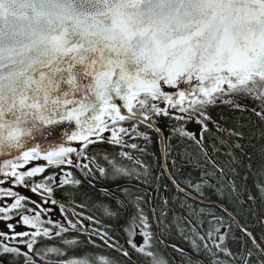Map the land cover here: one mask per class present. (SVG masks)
<instances>
[{
    "label": "snow or ice",
    "instance_id": "1",
    "mask_svg": "<svg viewBox=\"0 0 264 264\" xmlns=\"http://www.w3.org/2000/svg\"><path fill=\"white\" fill-rule=\"evenodd\" d=\"M193 81L195 87L191 86ZM181 83L189 87L175 96L162 87L175 89ZM238 96L257 101L253 111L264 122V0H0V223L8 229H0V257L22 258V264H114L103 255L65 258L67 249L81 243L78 237L69 239L65 234L83 233L87 226L79 219L82 213L72 209V216L77 217L74 221L68 216V206L54 198L56 189L81 184L61 166L94 177L89 164L81 163L89 160L101 176L148 183V166L129 152L117 155L135 160L139 167L129 169L105 153L109 165L105 168L88 152L91 145L102 142L145 152L146 147L129 144L125 137L147 142L148 132L141 131L140 126L159 132L154 121L161 115L177 121L195 119L201 125L199 137L183 126L173 130L195 141L207 158L200 181L189 180V186L203 196L210 183L208 175L218 172L239 198L235 181L228 180L224 168L204 145L205 133L211 131L207 108L219 101L236 109L246 108L236 100ZM117 98L123 105L116 102ZM65 121L74 122L76 130L64 133L63 139L78 142V146L60 143L43 147L29 142L42 128ZM122 122L130 123L125 127ZM229 135L242 137L241 133ZM165 151L170 152L168 145ZM228 155L231 159L226 164L235 172L232 165L237 159L232 153ZM40 159L47 164L28 167ZM208 164L216 172L209 173ZM47 167L60 170L43 175ZM260 171L264 173V164ZM38 174L41 179L37 181ZM175 186L187 199L192 198L187 189ZM19 187L40 199L20 193ZM258 190L264 199V184H259ZM123 192L136 207L127 229L128 244L150 258V264H167L152 250L153 233L142 207L144 197L127 187ZM249 199L255 197L250 195ZM117 202L124 204L119 199ZM56 205L64 222L45 218L53 214L52 206ZM203 212L193 210L191 214ZM105 214L118 215L107 206ZM209 215L204 234L195 225L191 235L183 229L181 232L196 251L203 242L212 264H230L220 256L233 255L224 246L227 233L221 230L225 219L215 213ZM87 219L95 223L92 217ZM20 226L29 230L16 231ZM241 230L258 249L257 264H264V246L247 228L241 226ZM137 235L143 237L142 244L136 243ZM93 236L130 257L107 231L93 229L89 233V242L95 244ZM57 238L64 247L44 244ZM252 255L247 250L242 264H250Z\"/></svg>",
    "mask_w": 264,
    "mask_h": 264
},
{
    "label": "trees",
    "instance_id": "2",
    "mask_svg": "<svg viewBox=\"0 0 264 264\" xmlns=\"http://www.w3.org/2000/svg\"><path fill=\"white\" fill-rule=\"evenodd\" d=\"M236 100L242 105L257 107V104L250 97L238 96ZM227 107L228 106L222 102L217 106L210 105L207 108V114L211 116L216 123L212 124L211 121L208 122L211 131L205 133V142L209 147L213 148L214 151H217V149L219 150L217 152L220 156V160L227 167L226 174L235 181L236 188L239 192V198L228 188L229 186L226 183L222 186L225 196L221 202L217 203L228 207L230 212L240 222L241 226L254 233L258 240H260L259 238L264 240V223L261 216V212L264 211V199L261 198V193L258 190V185L264 184V173L260 171L262 164H264V122H261L255 113L251 111L244 109L228 110ZM154 122L162 132L173 134L175 133L172 130L184 126L185 123V121H177L173 117L163 115L155 117ZM129 123L130 122H126L125 127H128ZM140 130L148 132L149 140L145 142L143 138L134 139L135 143L142 148L146 147L145 152L136 150L135 157L148 166L150 170L148 183H142L134 178L129 179L127 177H104L100 175L99 171L96 170L93 165L91 168L95 174L94 177L86 178L91 183L96 184L95 188L84 184L75 188H66L65 185L62 187V191H60V193L58 191L57 195L54 196V198L61 203L71 206L77 213H82L79 219L83 220L85 226H94L96 229L107 231L109 236L129 251L130 257H124L116 249L103 245L102 241L96 236L92 237V239L95 240V244L90 243L89 233L91 230H89L83 233L70 232L65 234L69 239L78 237L81 241L78 246L67 249L65 258L72 256L83 257L85 255H103L113 261L114 264H150V258H146L137 253L128 244L130 236L127 229L130 226L132 217L136 213V207L134 201L129 200L123 192V188L127 187L134 194L138 193L144 197L142 207L145 212L150 209V204L152 203L153 209L159 214L157 218H149L151 231L153 233L152 250L158 257H162L167 264H182L181 256L177 249L159 246V242L164 241L167 238L166 235L172 232V229L168 228L166 225L165 216H162L161 213L165 210L168 212L188 210L189 207L184 206L186 203L184 197L174 190L167 179L165 180L160 165L159 141L156 132L144 125L140 126ZM229 133H241L242 137H237L235 135L230 136ZM171 141L170 143L166 141L165 145L172 148L173 154L175 156H186L184 152H181V149L189 147L186 142L183 140H174L173 138ZM236 144H239L240 147H235ZM93 148V157H95L96 163L98 164L99 154L103 155L105 152L113 150L106 144H96ZM228 153H232L237 159V162L232 165V167L235 168V172L226 164V162L231 159ZM183 158L187 159V157ZM120 164L127 168L129 167L128 162L126 164L123 160ZM249 165H251V167H249ZM137 167L139 166L136 164L135 168ZM209 168L211 172L214 171L212 167ZM43 175H49V170H46ZM157 177H159V179H157ZM35 179L37 181L40 180L41 175L38 174ZM113 180H116L119 182L120 186H122L118 193L115 194L114 191L111 190L109 193L106 191H99L102 190L104 186V188H107L106 185H113ZM18 189L20 193L26 196L39 197L27 188L19 187ZM112 193H114V195ZM250 193L251 196L255 197V200L249 199ZM164 198H167V204L164 203ZM118 199L124 201V204L119 205L117 202ZM105 206L117 212L118 215L111 217L106 215ZM29 207H32V205H29ZM196 207H199L197 203ZM200 209L202 208H199V210ZM203 210L211 211L217 216H223L225 219L226 226L221 230L227 233L224 246L233 255L230 257L221 253V259L230 261V264H242L241 257L247 250H251L253 255L250 264H257V257L259 255L258 250L250 239H246L242 230L235 224L230 216L223 213L221 208L216 206L206 207ZM27 214L30 216L32 215L31 212ZM87 217H92L95 223L89 221ZM45 218L64 222V217L60 209H55L50 217ZM70 218L74 221L76 220L75 217ZM209 220H211L210 215L206 218L196 219V223L198 226L204 224L208 226L207 222ZM169 221L178 224L180 221L185 222V219L182 216H175L174 219H170ZM228 224L231 225L230 229L227 227ZM261 229H263L262 234ZM26 230H29L28 226L16 228V231ZM198 230L205 232L202 228H198ZM44 244L64 247L59 243L58 238L52 241L46 240ZM52 259H56V257H52ZM0 261L4 264H22V258L16 259L11 255L0 257ZM189 264H212V257L204 250V247H200L199 251H196V263L191 261Z\"/></svg>",
    "mask_w": 264,
    "mask_h": 264
},
{
    "label": "flooded vegetation",
    "instance_id": "3",
    "mask_svg": "<svg viewBox=\"0 0 264 264\" xmlns=\"http://www.w3.org/2000/svg\"><path fill=\"white\" fill-rule=\"evenodd\" d=\"M254 102L257 104V101H254ZM123 103L124 102L122 101L121 104L123 105ZM219 103H222V101L217 102V104H215V105L217 106V105H219ZM225 105L228 106L227 107L228 110H242V109H236V108H234L228 104H225ZM211 106H214V105H211ZM254 108L255 107L246 106V108H244V110H248V111L255 113L253 111ZM122 123H124V126L126 125V122H122ZM211 123L212 124L216 123L212 119V117H211ZM185 126H186V122H185L183 127H185ZM200 129L201 128H199L195 132V135L197 137H199V135H200ZM162 133H163L164 138L167 141V143L172 142L171 140L173 138L174 140H183L189 146V147H186L184 149H181V152H184L186 154V156H184V155H181V156L176 155L175 156L173 154L171 147H170V152L165 153L166 168H167V171L170 174L173 182L164 173V169L162 167L161 154H160V161H161L160 165H161V169L164 173L165 180L167 179L170 182V184L173 186V188L180 195H182L184 197V200L187 203V205H190L191 207L188 210H181L178 212H174V211L168 212L167 210H165L164 212L161 213L162 216H165L164 218L166 219V225L168 228L172 229V232L170 234L166 235L167 238L164 241L159 242V246L164 247V248H169V249H177L178 251H179V249H182L183 251H179V255L181 256V263L182 264H189L191 261L196 263V250H194L191 242L189 240L185 239V236L182 234L181 229H183L189 235H191V228L193 225H195L197 227V229L202 228L203 230L206 231L208 226L205 224L202 226H198L196 223V219L206 218L207 216H209V213H212V212L204 210V212L201 213L199 216H197L195 214H191L193 212V210H195V212L199 213L200 212L199 208L205 209L206 207L216 206V207L221 208L223 213L228 214L227 211H230L228 209V207L221 205V204H220L221 206L214 205V203L221 202L223 200L225 193L222 190V186H223V184H226V183L228 184V182H227V180L224 179V177L220 176L219 173L216 172V170L214 169L213 172H216V175H211V174L208 175L207 179L209 180L210 183L208 186H206L204 188V195L199 196L193 190V188H191L189 186V180H191L193 183H196V182H199L201 179L202 172L205 170L203 168V166L205 165L204 163H206V159H207L204 155L203 150L201 149L200 146H198L195 143V141L189 140L187 137H181L177 134H173V133H169V132H162ZM104 135L110 136V133H105ZM205 137H206V135H205ZM125 139L128 141L129 144L135 143V141H134L135 138L130 139L129 137L126 136ZM66 144H68L69 146H73V147L78 146V142H67ZM97 144H106L108 147L112 148L113 150L110 152H105V153H107L110 157H115V159L119 163H121L122 160L126 164L128 162V164H129L128 168L129 169L135 168V166H136L135 160H128L127 158H121L117 154L120 151H126L135 157V153H136L135 151L136 150L131 149V148L120 149L118 146H114V145L109 144L107 142H102V143H97ZM94 145H96V144H94ZM94 145L90 146V150L88 152V155L91 157H93V150H94L93 146ZM204 145L207 148V151L211 155L212 159H215L217 161V163H219L224 168V171L226 174L227 167L220 160V156H219L218 152L214 151L213 148L209 147L208 144H206L205 140H204ZM72 156H73V158H75V154H72ZM98 156H99V164L101 166H104L105 168H109L108 163L104 160V154L103 155L99 154ZM183 157H187V159H185ZM173 159L175 160V164H173ZM81 163H88L90 167L93 166V164L89 160H81ZM46 164H47V162L44 163L42 166H44ZM61 167L66 168L67 171L72 172V174L75 178L80 179L81 180L80 185L84 184V185L91 186V187L95 188L96 184L91 183L80 172L79 169L72 168L70 166H61ZM209 167H211L210 164H208L206 170L209 173H212L210 171ZM46 170H49V175H51L53 173L58 172L60 169L54 168V167H47ZM226 176H227L228 180H233L228 174H226ZM59 178L62 179L63 176H61ZM112 182H113V185H106L107 188H104L105 186L103 185L104 186L103 189L99 190V191H101V192L106 191L109 193V191L111 190V191H114L115 194L118 193L121 190L122 186H120L119 182H117L116 180H113ZM176 184H178L180 188L187 189V192L191 193L192 197H195V198L197 197L201 201L206 202V203H210V204H204V203L197 202L193 198L187 199L186 193H182V192L178 191L177 187L175 186ZM80 185L68 184V185H66V188L67 187L75 188V187L80 186ZM228 188L231 189L230 187H228ZM58 191L60 193V191H62V188L56 189V191L54 192V196L57 195ZM114 193H112V194L114 195ZM250 195H251V193H250ZM31 198L33 200H39L40 199V197H38V198L31 197ZM196 203L199 205V207H196ZM52 207H54L55 209H59L58 205L52 206ZM72 209L73 208L71 206H68V216L69 217H74V216H72ZM225 209H227V211ZM145 213L151 219L159 217L158 212L153 209L152 203L150 204V209L148 211H146ZM175 216H182L184 219H185V217H187V220H185V222L180 221V223L174 224L173 222H170L169 220L174 219ZM261 216H262V221L264 223V211L261 212ZM75 218L77 219V217H75ZM230 218L233 220V218L231 216H230ZM235 224L241 229V224L239 225L236 222H235ZM0 229H3L4 231H8L6 224H4V223H1ZM93 229H96V227H94V226L87 227V231H89V230L92 231ZM200 232H201V234L205 233L202 231H200ZM222 232L224 233V231H222ZM262 232H263V229H261V234H262ZM245 237L247 240H249V238L247 236H245ZM259 239H260L259 241H260L261 245L264 246V240H262L261 238H259ZM252 244H253V242H252ZM173 246H175V247H173ZM200 247H203V242L200 243Z\"/></svg>",
    "mask_w": 264,
    "mask_h": 264
},
{
    "label": "water",
    "instance_id": "4",
    "mask_svg": "<svg viewBox=\"0 0 264 264\" xmlns=\"http://www.w3.org/2000/svg\"><path fill=\"white\" fill-rule=\"evenodd\" d=\"M7 71H8V69H4V72H7ZM195 84H196V82L193 81L191 86L195 87ZM162 87L169 94L175 96V94L178 91L186 90L189 87V85L186 84V83H181V84H179L177 86V88L173 89L171 87H168V86L162 84ZM116 102L119 104L120 100L117 98ZM161 106L162 107L166 106V103L162 104ZM122 111H126V109L122 108ZM74 130H76V126H75L74 122L65 121L64 123H62L60 125H54V126H51V127L42 128L41 129V133L40 134H36L35 138L30 140L29 142L32 143V144L39 143L43 147L54 146V145H58L60 143H67V141H65L63 139L64 133H71ZM157 135H158L159 141H160V151H161V155H162V159H163V163L162 164H163L164 172H165L166 176L170 179V176H169V174H168V172L166 170V166H165V163H164V148H165L164 135H163L161 130L159 132H157ZM192 198L195 199L197 202L204 203V204H210V203L203 202V201H201V200H199L197 198H194V197H192ZM214 205L221 206V205L216 204V203H214ZM225 210L227 211V209H225ZM227 212L233 218V220L237 224H239V222L236 219V217L232 213H230L229 211H227Z\"/></svg>",
    "mask_w": 264,
    "mask_h": 264
},
{
    "label": "rangeland",
    "instance_id": "5",
    "mask_svg": "<svg viewBox=\"0 0 264 264\" xmlns=\"http://www.w3.org/2000/svg\"><path fill=\"white\" fill-rule=\"evenodd\" d=\"M186 122V126L184 127V129L186 131H190L193 134H195V132L201 128V125H199L198 123H196V120H187ZM185 124V123H184ZM44 163H46V161L40 159V160H35L32 161V163L28 166V167H35V166H42ZM175 190V189H174ZM17 191H19V189H17ZM176 191V190H175ZM20 192V191H19ZM177 192V191H176ZM178 193V192H177ZM179 194V193H178ZM13 223H15V221H13ZM1 226V223H0ZM135 241L137 244H142L143 243V237L140 235H137L136 237H134Z\"/></svg>",
    "mask_w": 264,
    "mask_h": 264
}]
</instances>
